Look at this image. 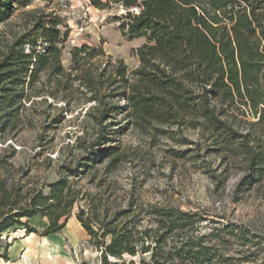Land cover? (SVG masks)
I'll use <instances>...</instances> for the list:
<instances>
[{"label":"trees","instance_id":"obj_1","mask_svg":"<svg viewBox=\"0 0 264 264\" xmlns=\"http://www.w3.org/2000/svg\"><path fill=\"white\" fill-rule=\"evenodd\" d=\"M16 2L0 0V24L13 16ZM92 5L122 8L127 12L118 19L123 36L146 39L135 70L130 72L123 60L102 62L104 51L88 45L71 50L72 65L66 70L61 57L68 33L52 14L37 16L0 55V86L7 85L0 87V125L14 120L16 103L43 72L48 84L57 79L60 86L66 78L64 99L80 93L96 103L93 119L99 127L85 162L53 183L27 189L13 174L15 154H0V238L19 226L27 235L37 233L28 223L36 216L48 219L42 236L66 227L74 205L83 199L69 179L80 178L85 169L96 173L107 159L110 171L119 160L117 148L106 146L113 139L109 135L117 133L108 128L119 125L114 122L119 114L143 131L154 124L166 126V133L174 127L199 131L207 152L242 172L238 192L259 186L264 195V0H92ZM178 153L183 158L192 150ZM124 201L99 192L87 196L76 215L103 264H135L126 255L139 257L140 264H231L237 259L228 254V237H237L240 246L250 241L245 226L216 222L199 211L144 206L134 191L125 206ZM204 226H211L210 232Z\"/></svg>","mask_w":264,"mask_h":264},{"label":"rangeland","instance_id":"obj_2","mask_svg":"<svg viewBox=\"0 0 264 264\" xmlns=\"http://www.w3.org/2000/svg\"><path fill=\"white\" fill-rule=\"evenodd\" d=\"M15 9L13 16L0 24V55L32 26L37 16L52 14L61 18L60 29L68 33L61 57L66 70L72 65L71 50L82 45L101 48L105 54L100 58L102 62L109 58L113 62L123 60L130 72L140 64L137 51L146 39L123 36L118 19L127 12L122 8L99 9L92 0H17ZM56 80L48 84L44 73L38 72L34 84L26 87L25 97L16 103L19 111L14 120L7 126L0 125V154H15L11 159L13 174L24 181L27 189L53 183L65 177L68 168L84 163L83 157L88 156L99 134L93 119L97 104L80 93L64 99L67 80L64 78L60 86ZM50 92L54 97L49 96ZM121 105L124 108L126 102L123 100ZM114 122L119 125L108 130L117 133L109 135L113 139L106 146L117 148L120 157L115 166L107 171V159L98 164L96 173L85 169L80 178L69 179L83 199L74 205L66 227L56 235L42 236L49 223L41 216L28 220L37 230L33 236L27 235L24 226L3 234L0 264H103L101 252L90 242L76 215L89 195L102 192L111 200L123 198L125 206L130 191L144 206L169 204L202 212L216 222L245 226L251 233L246 246H240L237 237H228L232 242L228 254L237 259L231 264L264 263V195L259 186H245L238 192L242 172L224 163L220 155L207 152L208 142L197 130L174 127L166 133V126L154 124L143 131L127 125L123 114ZM187 150L192 153L183 158L174 154L177 151L181 156ZM210 228L204 226L203 231L208 233ZM9 244L14 247L6 252ZM29 246L32 250L27 252ZM5 254L10 255L8 260L2 257ZM124 258L140 264L139 257ZM146 259L149 261V256Z\"/></svg>","mask_w":264,"mask_h":264},{"label":"crops","instance_id":"obj_3","mask_svg":"<svg viewBox=\"0 0 264 264\" xmlns=\"http://www.w3.org/2000/svg\"><path fill=\"white\" fill-rule=\"evenodd\" d=\"M54 235H56V234H51V235H49V236H54ZM49 236H47V237H49ZM12 247H14V245H11V247L9 248V251H12ZM9 257H10V255H8Z\"/></svg>","mask_w":264,"mask_h":264},{"label":"bare ground","instance_id":"obj_4","mask_svg":"<svg viewBox=\"0 0 264 264\" xmlns=\"http://www.w3.org/2000/svg\"><path fill=\"white\" fill-rule=\"evenodd\" d=\"M31 236H33V234H31ZM30 240V239H29ZM32 246V245H31ZM32 250V247H28V250H27V252H29V251H31Z\"/></svg>","mask_w":264,"mask_h":264}]
</instances>
